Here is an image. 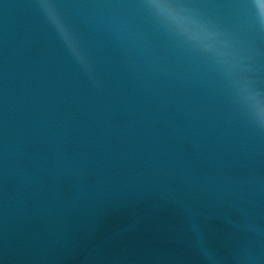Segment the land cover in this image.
Instances as JSON below:
<instances>
[{
  "label": "water",
  "instance_id": "water-1",
  "mask_svg": "<svg viewBox=\"0 0 264 264\" xmlns=\"http://www.w3.org/2000/svg\"><path fill=\"white\" fill-rule=\"evenodd\" d=\"M186 2L264 88L253 0ZM55 3L91 75L36 0H0V264H264V131L141 0Z\"/></svg>",
  "mask_w": 264,
  "mask_h": 264
},
{
  "label": "clouds",
  "instance_id": "clouds-1",
  "mask_svg": "<svg viewBox=\"0 0 264 264\" xmlns=\"http://www.w3.org/2000/svg\"><path fill=\"white\" fill-rule=\"evenodd\" d=\"M70 54L91 75L87 55L65 23L55 0H36ZM156 24L185 50L204 61L224 85L232 104L255 127L264 131V88L260 87L253 56L238 36L204 16L186 0H141ZM254 19L264 32V8L253 0Z\"/></svg>",
  "mask_w": 264,
  "mask_h": 264
}]
</instances>
